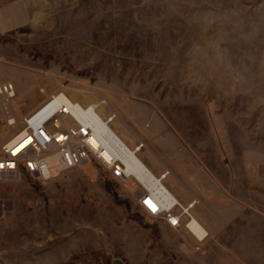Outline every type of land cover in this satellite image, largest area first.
I'll return each instance as SVG.
<instances>
[{
	"label": "rangeland",
	"instance_id": "obj_1",
	"mask_svg": "<svg viewBox=\"0 0 264 264\" xmlns=\"http://www.w3.org/2000/svg\"><path fill=\"white\" fill-rule=\"evenodd\" d=\"M3 81L17 120L59 91L104 97L128 146L199 199L207 236L154 220L91 160L0 178V264H264V0H0Z\"/></svg>",
	"mask_w": 264,
	"mask_h": 264
},
{
	"label": "built area",
	"instance_id": "obj_2",
	"mask_svg": "<svg viewBox=\"0 0 264 264\" xmlns=\"http://www.w3.org/2000/svg\"><path fill=\"white\" fill-rule=\"evenodd\" d=\"M15 94L12 82H0V124L6 123L11 128L19 126L0 143V178L17 179L28 174L48 180L61 172L96 160L107 177L124 186L140 208L154 220L165 223L174 231H188L198 243L205 239L206 233L198 237L188 227L195 217V208L200 204L196 196L191 195L188 200H182L168 191L159 193L151 189V182L166 184L171 175L169 168L164 167L161 172L154 173L155 178L142 168L141 180L135 172L127 169L123 157L125 149L119 139L108 131H104L103 140L109 144L107 151L110 159L107 161L102 157L101 151L105 145L90 124L72 113L70 106L75 107L77 113H90L99 126L111 130L114 129L113 123L118 118V112L104 97L98 96L87 104L71 100L70 105L63 103L54 106L59 93H52L17 120L12 106ZM91 137L98 140L97 147L90 143ZM144 147V142L137 141L130 149L139 156Z\"/></svg>",
	"mask_w": 264,
	"mask_h": 264
},
{
	"label": "bare ground",
	"instance_id": "obj_3",
	"mask_svg": "<svg viewBox=\"0 0 264 264\" xmlns=\"http://www.w3.org/2000/svg\"><path fill=\"white\" fill-rule=\"evenodd\" d=\"M58 93H59V96L55 100L54 106H58V105L63 104V103H66V105H68V104L70 105L71 99L62 91H59ZM87 103H89V102H87ZM70 108H71L70 110L72 111V113L74 115L77 114L79 116L80 120L81 119L84 120L85 123L90 124L93 127L95 133H97V136L101 139V143L105 145V149H103V151H101V155H102V157L105 160L108 161L110 159V154L107 151V148H109V144L104 142V140H103V139H105L103 137L104 131H108V132H111L113 135H115L119 139V141L121 142L122 146L124 147L125 151L123 150V152H124L123 157H124V161H125V164H126V167H127L128 170H130L132 172H135L139 177H141L140 178L141 180L143 179L142 178V173H141V169L142 168H145L147 171H149L152 174V176L155 175L154 172L149 167H147V165L142 161L140 156H138L135 153L134 154L132 153V150L130 149V146H128V144L125 142V140L119 134H117L118 132L115 129H111L110 130L107 127H104V129H103V127L99 126L96 123V121L94 120L92 115H90V113H85V112L77 113V110H76L75 107H71L70 106ZM117 120H122L119 115H118ZM86 121H88V122H86ZM115 122L113 123V127H115ZM90 143L94 147H97L98 140H96L94 137H91L90 138ZM154 178H155V176H154ZM149 185H150L151 189L155 190L156 192L161 193L163 191L164 192L168 191V193H170L171 195L175 196L170 191L168 185L163 183V182L154 181V182H151ZM188 227L198 237H201L205 233L207 234V230L203 227V225L200 223V221L198 220V218L196 216L194 217L193 220H191L189 222Z\"/></svg>",
	"mask_w": 264,
	"mask_h": 264
},
{
	"label": "crops",
	"instance_id": "obj_4",
	"mask_svg": "<svg viewBox=\"0 0 264 264\" xmlns=\"http://www.w3.org/2000/svg\"><path fill=\"white\" fill-rule=\"evenodd\" d=\"M39 104V102L37 103V102H34V103H31L29 106H28V109L26 110V112L27 111H30V110H33L37 105ZM117 123V122H116ZM128 124V123H127ZM129 126V125H128ZM130 127V126H129ZM131 133H132V135H136L135 134V132L132 130V128L130 127V129H128ZM122 137V136H121ZM123 138V137H122ZM151 152H152V154L154 155V159L157 157V158H159L152 150H151ZM156 158V159H157ZM160 159V158H159ZM143 161V160H142ZM144 162V161H143ZM145 163V162H144ZM147 167H149L148 165H147ZM150 168V167H149ZM151 169V168H150ZM152 170V169H151ZM179 181V180H178ZM180 184H182L183 185V187H184V184L183 183H180ZM169 187V186H168ZM185 188V187H184ZM169 189H170V187H169ZM170 191L172 192V190L170 189ZM173 194H174V192H172ZM175 195V194H174ZM176 196V195H175ZM178 197V196H177ZM179 198V197H178Z\"/></svg>",
	"mask_w": 264,
	"mask_h": 264
},
{
	"label": "water",
	"instance_id": "obj_5",
	"mask_svg": "<svg viewBox=\"0 0 264 264\" xmlns=\"http://www.w3.org/2000/svg\"><path fill=\"white\" fill-rule=\"evenodd\" d=\"M112 264H123V262L120 259H114Z\"/></svg>",
	"mask_w": 264,
	"mask_h": 264
}]
</instances>
